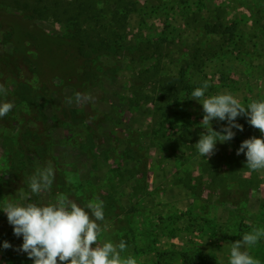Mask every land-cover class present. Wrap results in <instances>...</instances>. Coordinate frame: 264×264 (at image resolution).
<instances>
[{
  "label": "rangeland",
  "instance_id": "rangeland-1",
  "mask_svg": "<svg viewBox=\"0 0 264 264\" xmlns=\"http://www.w3.org/2000/svg\"><path fill=\"white\" fill-rule=\"evenodd\" d=\"M96 2L99 14L90 13L81 34L52 18L34 20L19 34L24 55L37 64H44L43 53L57 57L50 68L69 77L67 85L54 77L61 97L40 89L26 56L14 62L15 46L0 28V84L7 88L0 101L14 104L0 118V264H33L23 252L3 256L13 229L4 200L48 204L58 193L81 207L103 201L104 216L113 215L98 222L100 241H126L123 255L138 264H228L230 243L264 228V170L250 172L246 156L236 155L244 140L262 137L238 117L244 130L217 142L211 159L201 157L194 145L204 113L191 92L206 81V95L230 93L245 107L264 100V0ZM5 11L18 13L0 5V21ZM115 33L121 36L111 44ZM74 35L116 50L102 51L90 66L58 59L56 47ZM20 67L30 78L23 101L12 76ZM78 91L92 100L76 104ZM222 126L227 122L212 121L214 131ZM48 162L53 185L34 195L28 179ZM248 250L264 264V237Z\"/></svg>",
  "mask_w": 264,
  "mask_h": 264
},
{
  "label": "clouds",
  "instance_id": "clouds-1",
  "mask_svg": "<svg viewBox=\"0 0 264 264\" xmlns=\"http://www.w3.org/2000/svg\"><path fill=\"white\" fill-rule=\"evenodd\" d=\"M209 84L205 81L201 87L191 92L192 100L197 101L203 110L199 140L194 145L199 155L211 159L215 154L216 144L227 143L234 139L236 132L243 131V126L236 123L238 117H245L248 124L259 130L262 138L255 136L244 140L236 155L246 156L245 167L250 172L264 170V100H253L247 107L230 93L206 95ZM0 95H7V88L0 84ZM76 104H87L92 100L88 93L76 92ZM68 104L73 98H68ZM12 102L0 101V118L12 109ZM227 122L226 127L214 131L212 121ZM55 171L48 162L46 167L38 168L28 179L30 192L34 195L51 189ZM71 182V177L68 178ZM23 203L5 199L2 212L16 237H22V245L16 251L26 253L33 264H138L127 251L126 241L118 243L101 242V224L105 219L104 202L98 197L89 200L84 207L79 206L63 193H58L55 202L37 204L30 198L21 197ZM264 237V228H253L242 238L230 243L228 264H260L248 249L255 246ZM3 249L12 247L7 241Z\"/></svg>",
  "mask_w": 264,
  "mask_h": 264
},
{
  "label": "trees",
  "instance_id": "trees-1",
  "mask_svg": "<svg viewBox=\"0 0 264 264\" xmlns=\"http://www.w3.org/2000/svg\"><path fill=\"white\" fill-rule=\"evenodd\" d=\"M96 3V0H75L74 2H68L66 0H0L1 6H7L8 8H12L16 12H18L11 14L5 11L3 15L4 20L0 21V28L5 30L4 33L8 36V38H10L11 42L15 46L16 54L13 60L15 63L16 61L20 62L19 56L20 58L21 56H26V58L31 61L34 66V69H31L30 66L28 67L29 72L31 74V78L33 76H36V80L40 89L48 91L49 93L47 94L55 93L56 95L61 97V86H58L56 83L53 82L54 77L61 78V84L67 85V78H69L68 74L64 73L60 76L57 75V72L59 71L55 69V67L50 68L51 66H53L52 62L54 58H57L53 57L52 53L49 57L45 53L42 54L44 57V64L42 65H39V63L37 64L38 61L36 57H32L28 54L24 55L25 50L23 49V47L25 46L23 45V42H21V40L19 39V34H23L24 29L30 28L34 24V20L46 18H52L58 22H67L69 26L76 28L77 34H81L85 30L87 22L90 19V13L97 12L99 14ZM17 14H21V16L24 17H21L22 24ZM10 15L15 16L14 19H16L17 22L11 23V18L9 17ZM120 36V33H115L112 38L111 44L117 42ZM72 39L74 40V42L72 40H69L65 45L56 47L57 55L55 56H59L58 59L65 58V60H67V63L69 57L71 63H76L77 66L93 65L97 59V56H99L102 51L106 50V53L110 55V52L116 50L115 48H106L105 43L100 40L90 41L88 38L84 37L77 39L75 35ZM89 46L94 47L91 50ZM57 63V66L62 68V62L59 63V61L57 60ZM12 76L13 80L18 83L19 89L21 91V93H18L16 99L18 101L26 100L28 98V90L30 88V85L27 80H29L30 78L28 79V77H25V71L21 67L19 69H16V71H13ZM54 88H56V90H54ZM71 113L73 116L74 112L71 111L70 114ZM45 151V147L42 146L41 153L39 152V156H42L44 154L43 152ZM112 215L113 211H106L105 216L111 217ZM14 237L15 236L13 234L12 229L9 237V244L12 245V247L6 250L2 247L3 256L7 260H12L16 252L17 254L20 253L15 249H18L22 244L18 243L17 239H15Z\"/></svg>",
  "mask_w": 264,
  "mask_h": 264
}]
</instances>
